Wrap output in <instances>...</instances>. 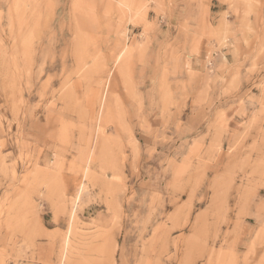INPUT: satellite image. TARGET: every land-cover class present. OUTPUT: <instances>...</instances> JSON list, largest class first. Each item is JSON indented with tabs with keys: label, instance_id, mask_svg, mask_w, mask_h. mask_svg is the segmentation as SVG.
<instances>
[{
	"label": "rangeland",
	"instance_id": "1",
	"mask_svg": "<svg viewBox=\"0 0 264 264\" xmlns=\"http://www.w3.org/2000/svg\"><path fill=\"white\" fill-rule=\"evenodd\" d=\"M0 264H264V0H0Z\"/></svg>",
	"mask_w": 264,
	"mask_h": 264
}]
</instances>
